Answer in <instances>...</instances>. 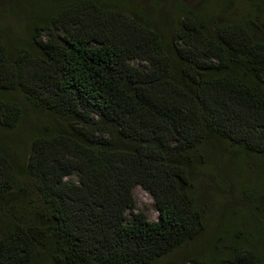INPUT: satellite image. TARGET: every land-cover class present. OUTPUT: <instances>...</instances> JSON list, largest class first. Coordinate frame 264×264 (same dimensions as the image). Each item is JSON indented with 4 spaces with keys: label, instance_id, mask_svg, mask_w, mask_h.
<instances>
[{
    "label": "trees",
    "instance_id": "16d2710c",
    "mask_svg": "<svg viewBox=\"0 0 264 264\" xmlns=\"http://www.w3.org/2000/svg\"><path fill=\"white\" fill-rule=\"evenodd\" d=\"M205 8L162 20L129 0H34L13 9L26 37L0 25V130L21 103L52 120L30 135L38 201L23 190L21 217L0 143V264H151L203 229L187 170L203 146L264 156V30ZM136 185L156 220L133 212ZM255 252L174 264H261Z\"/></svg>",
    "mask_w": 264,
    "mask_h": 264
},
{
    "label": "rangeland",
    "instance_id": "374dc122",
    "mask_svg": "<svg viewBox=\"0 0 264 264\" xmlns=\"http://www.w3.org/2000/svg\"><path fill=\"white\" fill-rule=\"evenodd\" d=\"M34 0H0V25L9 28L16 36L26 37V20L20 21L13 9L30 6ZM147 12L157 10L158 19L166 20L176 3L193 6L204 5L205 12L234 19L250 18L253 15L260 29L264 30V0H129ZM129 6L130 2H126ZM221 14V13H220ZM30 17V16H29ZM220 20L223 17H219ZM29 19V18H28ZM25 22V23H24ZM165 27L167 24L164 25ZM135 63V62H134ZM136 64V63H135ZM20 98L19 95H17ZM1 101V100H0ZM26 110L12 130H0V143L4 144L16 168L17 197L11 213L21 217L20 194L25 191L31 204L38 201L32 181L26 172V158L30 135L36 127H45L52 120L45 114ZM190 192L202 208L204 226L198 236L185 241L181 247L169 252L151 264L181 263L186 258L201 256L225 257L239 248L251 249L264 264V201L263 211L254 206L264 192V156L260 158L242 154L224 142H215L202 148L200 157L187 166ZM67 179L75 180L76 176ZM135 207L133 212H142L148 220L157 219L158 212L153 198L140 186L133 188ZM128 218L131 214L127 211ZM250 214V215H248ZM32 264H38L36 262Z\"/></svg>",
    "mask_w": 264,
    "mask_h": 264
}]
</instances>
